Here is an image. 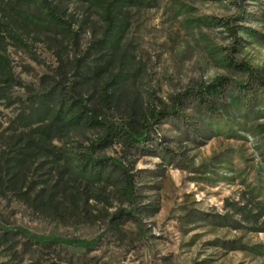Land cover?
Listing matches in <instances>:
<instances>
[{"label": "rangeland", "instance_id": "obj_1", "mask_svg": "<svg viewBox=\"0 0 264 264\" xmlns=\"http://www.w3.org/2000/svg\"><path fill=\"white\" fill-rule=\"evenodd\" d=\"M97 1L51 0L67 23L63 32L11 24L16 40L3 34L0 55L13 81L0 98V164L19 149L14 128L28 98L59 82L97 110L99 120L123 125L132 115L145 116L148 140L139 148L113 144L97 152L128 169L133 197L127 202L112 188L92 187L101 196L78 201L71 192L84 189L68 181L57 209L38 207L31 199L56 174L48 158L34 160L21 189L32 182L29 200L0 184V235L9 237L0 242V264H264V233L247 231L229 206L248 193L264 202V87L249 76L264 82V0H132L143 7L120 9L127 28L99 80L102 86L118 75L107 87L106 106L95 80L78 85L73 72L100 38ZM0 7L11 18L12 8L42 13L38 2L25 0H0ZM108 57L94 56L87 65ZM219 77L228 79L232 96L236 83L251 88L237 107L226 96L209 113L187 92ZM176 97V112L161 114ZM100 137L97 129H70L58 145L83 148ZM118 210L130 216L116 228L109 218Z\"/></svg>", "mask_w": 264, "mask_h": 264}, {"label": "trees", "instance_id": "obj_2", "mask_svg": "<svg viewBox=\"0 0 264 264\" xmlns=\"http://www.w3.org/2000/svg\"><path fill=\"white\" fill-rule=\"evenodd\" d=\"M38 2L42 10L41 16H33L17 8H12L15 14L13 18L4 15V8L0 7V40L3 34L6 33L11 38L15 39L10 33V25L27 26L38 29L49 30V25L53 28H59L63 32L67 23L57 16L51 0H25ZM96 1H91L95 3ZM100 13V22L102 31L100 38L90 42V45L85 49L81 58L74 63L73 72L79 79L78 85L83 84L84 80L94 79V83L99 86L98 101L101 105L106 106L110 99V94L106 92L109 84L115 83L113 75L103 85L99 84L102 73L106 72L107 63L110 62L115 55L116 50L123 39V35L127 28V22L119 17L120 9L123 7H143L142 2L132 0H101L97 1ZM226 24V23H225ZM230 33L234 30L230 27H225ZM236 38V37H235ZM111 56L105 59L104 64L94 65L89 67L87 61L89 58L98 56ZM232 67H236L229 61ZM60 66L63 67L62 64ZM241 71H249L244 65H239ZM250 78H255L257 82L264 87V82L249 73ZM96 77V78H94ZM13 79L9 69L7 60L0 55V98L4 96L5 88L9 87ZM5 84V85H3ZM228 79L219 77L214 79L209 84L199 86L196 91H188L187 93L193 96L192 100L209 112L213 113L218 110V103H221L224 97H228L232 106H238L239 102L244 99L242 92L249 91L250 85L248 82L236 83L237 95L232 96L227 93ZM63 84L55 82L50 84L47 89L39 94H35L28 98L25 103L26 111L18 114L16 122V140L20 146L13 155H5L0 164L4 169V173L0 175V184L8 187L13 193L22 196V200H29V193L32 190V182H29L26 189L27 192L21 189L25 184V173L33 164L34 160L39 158H48L49 169L56 174V179L47 189H41L32 202H36L38 207L45 209H57L60 202L64 199L60 191L64 189L68 181H71L73 187L77 183L82 185L84 191H72L70 198L86 202L92 198L101 196L98 193H90L92 187L112 188L127 202H131L132 186L128 169H125L122 164L110 157L98 156L97 152L103 150L113 144L122 145L125 150L137 149L140 144L148 140L147 135V120L145 116L135 118L130 116L128 121L123 125L112 123L109 120H99L97 110L88 107L80 98H76ZM174 105L169 111L161 114H174L175 107L179 103L178 97L174 98ZM156 114H150V118L156 122ZM77 128L97 129L101 131V137L98 141L91 142L86 147L81 148L78 145H58L65 136L67 130ZM264 131V129H263ZM143 148V147H141ZM45 181H42V183ZM87 191H89L87 193ZM63 193V192H62ZM87 193V194H86ZM84 194L88 195L84 198ZM237 203H230L232 212L240 216L245 224L244 228L253 233H264V202H261L258 197L248 193ZM130 214L124 210H118L113 213L109 222L114 227L118 228ZM3 232L0 235V242H6L9 237ZM37 243L46 242L45 239L30 237ZM40 240V241H37ZM49 241V240H47ZM77 246L90 249L89 242H79Z\"/></svg>", "mask_w": 264, "mask_h": 264}]
</instances>
